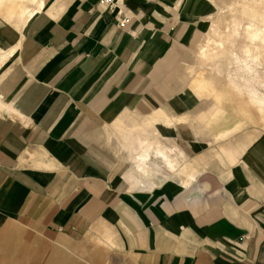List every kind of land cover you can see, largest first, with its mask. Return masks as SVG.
<instances>
[{
	"label": "crops",
	"instance_id": "obj_1",
	"mask_svg": "<svg viewBox=\"0 0 264 264\" xmlns=\"http://www.w3.org/2000/svg\"><path fill=\"white\" fill-rule=\"evenodd\" d=\"M40 1L0 17V264H264V131L198 98L260 120L232 81L180 74L218 6L123 0L120 26L121 6Z\"/></svg>",
	"mask_w": 264,
	"mask_h": 264
},
{
	"label": "rangeland",
	"instance_id": "obj_2",
	"mask_svg": "<svg viewBox=\"0 0 264 264\" xmlns=\"http://www.w3.org/2000/svg\"><path fill=\"white\" fill-rule=\"evenodd\" d=\"M12 1L6 0L5 6L7 4L14 5L12 11L15 14L12 17L6 16L1 11L0 17L9 26L18 29L20 27L17 12L19 5H25V3L30 7L35 5H32L29 0ZM211 1L218 6V11L209 5V11L213 12V14L207 20H205L204 16L202 18L199 16L193 20L189 35L190 42L187 46L188 55L185 60L188 64L183 65L180 74L191 82L197 73L207 71L212 82H215L214 86L218 89L220 87L232 88L233 84L229 86V82L232 81L240 88V92L243 95L242 98H246L248 105L255 109L258 119L259 117L264 118V109L260 112L259 110L257 111V108L251 104L249 99L251 92L264 97V43L261 40L251 41L244 28V25L252 21L264 27V0H223L225 6L218 4L217 0ZM207 21L210 28L206 42L200 48L202 50L200 51V56L203 59L195 58L192 49L195 48L197 41L202 40L203 33L208 29ZM218 42L222 43V46H218ZM255 56L257 59H255ZM198 99L207 103L202 104V107L210 103L214 104L207 111L212 107L226 110L230 115H233L236 122L238 121L240 124L245 125L243 129L234 132H246L247 135L248 130H254V128H256L255 134L264 131L261 128V126L264 128L262 122L257 119L253 120L248 115H239L238 106L233 100L213 99L212 95H207L206 93Z\"/></svg>",
	"mask_w": 264,
	"mask_h": 264
},
{
	"label": "bare ground",
	"instance_id": "obj_3",
	"mask_svg": "<svg viewBox=\"0 0 264 264\" xmlns=\"http://www.w3.org/2000/svg\"><path fill=\"white\" fill-rule=\"evenodd\" d=\"M14 1H12V2H14ZM29 1L32 3V5L33 4L36 5V8L41 3L40 0H29ZM5 3H6V0H0V8H1L2 5H5ZM217 3L220 4V5H224V1L223 0H217ZM25 5H26V3H25ZM25 5H19V7H18V14L20 15V17L22 19H25L28 16H30L33 13V10L35 8V7L34 8H29V7L25 6ZM10 12H11V15L15 13L14 11H10ZM244 26H245L244 27L245 28V32H246L247 36L249 37V39L251 41L261 40V42L264 43V27L262 25L256 24L255 21H252L250 23H247ZM217 45L218 46H222V43L218 42ZM200 51H202V50H200ZM203 55H204V52H203ZM255 59H257L256 56H255ZM2 61L3 60L1 58L0 62H2ZM249 99H250L251 104L255 105V107L257 108V111L259 110V112H260V111H262V109H264V97H260L259 95H257V93L251 92V95H250ZM254 113H256V112H254ZM261 115H263V114H261ZM259 120L264 124V118L259 117Z\"/></svg>",
	"mask_w": 264,
	"mask_h": 264
},
{
	"label": "built area",
	"instance_id": "obj_4",
	"mask_svg": "<svg viewBox=\"0 0 264 264\" xmlns=\"http://www.w3.org/2000/svg\"><path fill=\"white\" fill-rule=\"evenodd\" d=\"M95 1L101 4V6H103L104 8H108V9L114 8L116 6H121L119 7V10H118V12L122 13L120 17L118 18V24L120 26H123L128 22L130 15L128 12L124 11V8L122 6L123 0H95Z\"/></svg>",
	"mask_w": 264,
	"mask_h": 264
}]
</instances>
